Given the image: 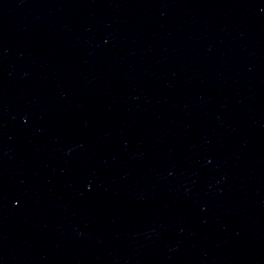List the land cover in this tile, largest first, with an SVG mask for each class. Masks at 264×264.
Masks as SVG:
<instances>
[{
  "label": "water",
  "instance_id": "obj_1",
  "mask_svg": "<svg viewBox=\"0 0 264 264\" xmlns=\"http://www.w3.org/2000/svg\"><path fill=\"white\" fill-rule=\"evenodd\" d=\"M0 264H264V0H0Z\"/></svg>",
  "mask_w": 264,
  "mask_h": 264
}]
</instances>
